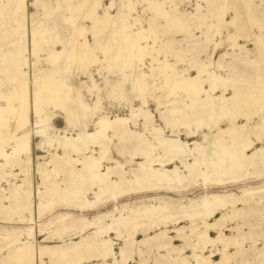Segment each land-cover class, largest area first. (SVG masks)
<instances>
[{
  "label": "rangeland",
  "instance_id": "obj_1",
  "mask_svg": "<svg viewBox=\"0 0 264 264\" xmlns=\"http://www.w3.org/2000/svg\"><path fill=\"white\" fill-rule=\"evenodd\" d=\"M8 3L0 0V264H264V164L211 176L204 163L218 129L226 160L236 145L218 105L234 88L250 100L264 87V0H23L22 15ZM44 79L61 103L46 90L35 99ZM179 80L204 81L205 92L195 100ZM20 89L22 126L23 104L10 101ZM240 107L236 127L264 123L251 100ZM168 140L184 154H167ZM249 141L244 155L255 158L264 135ZM143 169L180 184L147 189L137 183Z\"/></svg>",
  "mask_w": 264,
  "mask_h": 264
},
{
  "label": "bare ground",
  "instance_id": "obj_2",
  "mask_svg": "<svg viewBox=\"0 0 264 264\" xmlns=\"http://www.w3.org/2000/svg\"><path fill=\"white\" fill-rule=\"evenodd\" d=\"M38 1L39 0H36L35 6L38 5ZM8 8L11 9L12 11H16L18 14L22 15L23 11H24L23 0H16V1L15 0H9ZM245 10H247V9H245ZM35 27H36V25L33 24V26H32L33 31L35 30ZM15 56H18V55H15ZM175 80H177V79H175ZM196 80H198V77ZM196 80H194V81H196ZM260 80L261 79L256 78L255 85L258 84V86H259L260 83L262 85L263 82H261ZM44 81H45V83L44 82L43 83L45 86H43V88H41L42 91H40L39 88H38V92L35 93L34 92L35 90L33 91L34 95H35V99L39 101V95L41 94V92L46 90L48 92V95H47V93H46V95L49 96V100H51L53 102L61 103L63 101L64 97L56 92V87H54L53 81L51 79H47V80L44 79ZM40 82H42V81H40ZM171 82L173 83V81H171ZM174 83H175V85H177L176 87L184 88L187 93L189 92L188 94L192 95L195 98V100H197L195 96L198 94H201L204 91V90H202V86H201L204 83V81H200L198 83V85L193 83L191 80L190 81L184 80L183 82L179 80V81H176ZM174 83H173V85H174ZM174 86H172V87L174 88ZM228 86H231V85H228ZM40 87H41V85H40ZM255 90L256 91H254V94L250 98V100H251V103H253L258 110V111H255V114H257V113L259 114L260 113L259 111L262 112L259 114V118L261 120H263L264 119V87L261 89L258 87V88H255ZM250 91H251V89H250ZM242 92L243 91L241 89H238V88L235 89L234 88V93H233L231 99L229 100V103L226 106L223 105L224 103L223 104L221 103V105H218V106L222 107L223 111L224 110L228 111L225 115L223 114L222 117L219 115V117H221V118L224 117V120L226 117H228L230 119L229 123H231V125H232V127H230L228 129V130H230V132H229L230 133V139L233 140L234 142H236L235 143L236 145L234 146L235 148L232 149V154H231L232 155L231 156L232 161H230L231 159L230 160L228 159L230 161L229 162L228 160H226V158H224L225 156H224L223 151H225V148L223 150L222 146L224 144L221 143L222 142L221 136H223L222 133L223 132L225 133V131L218 129L219 133L216 134L215 137L213 136L214 138L212 137L214 141L211 143V141H212L211 140L209 146L207 145L209 148H205V150L206 149L209 150V153L207 155H206L207 150L205 151L206 158H205L204 163L206 165V173L211 175V176H216V174L218 175V172L220 171L221 168H225L224 170L223 169L222 170L224 171L225 175H229L232 171H235L236 168H239V166L246 163L248 159L254 160L255 163L264 164V151L263 150L259 151L258 156L255 158H254V154H252L251 157H246L244 155V151L249 149V147L252 145V142L249 141V137L251 135H254L256 137H261V139H262V136L264 135V123H261L260 125L256 124V125H258L256 128L252 127L253 129H249V130H245L243 126L242 127L241 126L236 127L234 124V123H236L235 122L236 117L239 115L238 114L239 113L238 107L241 108L240 104L241 103L246 104L247 102L250 101V100H248L250 96L248 98L244 99V97L242 96L243 95ZM205 94H207V92ZM25 96H26L25 91L20 89L19 92H17L14 96L10 97V101L12 102L13 100H15V101L18 100V101H20V103L22 101L25 102L24 101ZM192 96H190V97H192ZM23 102H22L23 105H21L20 108H18L19 115H18V119H17L19 121L18 122L19 125L21 124V126L26 121V114H25V109H24L25 103H23ZM39 109H40V107H39ZM18 110H16L17 113H18ZM35 111L39 112L37 109H35ZM213 114L215 115L216 111H214ZM253 115L254 114L248 115L247 119H250ZM228 118H226V119H228ZM219 121H221V120H219ZM222 122L223 121L218 122V123H222ZM225 122H226V120H225ZM219 135H221V136H219ZM101 138H102L101 135L100 136L98 135V140H100ZM237 140L239 143H237ZM65 141H67V143L70 145L74 144L73 139H68ZM65 144H66V142H65ZM162 144L168 145V149L166 150V153L169 154L170 156L172 155V156L176 157L178 155L180 156V155L184 154V147L178 141L168 140L165 142L163 141ZM25 147H26L25 143L21 144V146H20V148H25ZM137 149H141V146L138 145ZM102 151H104V150H102ZM237 154H238V156H237ZM227 155H229V154H227ZM235 155L237 157H235ZM87 165L85 166V168H86L85 176L88 173H93V174L97 173V166L95 164L92 166H87ZM187 169H192V168H187ZM118 170H119V172H118L119 175H122V169L119 168ZM142 174L144 175V177H141V179H138L137 183L138 184L142 183L143 187H145L147 189L148 188L170 189L172 187L179 186V184H180L179 178H177L176 176H174V175H172L166 171L151 172L147 169H143ZM99 176H100V174H99ZM100 179H101L103 186L106 187V189L109 190L112 187L113 183L109 182L104 176L101 175ZM84 182L85 181H83V183ZM204 206H206V204ZM102 247L104 250H106V252H105L106 255H109V253L111 251L110 243L104 241L102 243Z\"/></svg>",
  "mask_w": 264,
  "mask_h": 264
}]
</instances>
